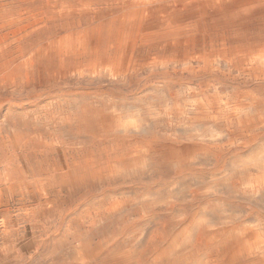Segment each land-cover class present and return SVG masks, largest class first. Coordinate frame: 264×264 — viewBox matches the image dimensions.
<instances>
[{"label":"rangeland","instance_id":"1","mask_svg":"<svg viewBox=\"0 0 264 264\" xmlns=\"http://www.w3.org/2000/svg\"><path fill=\"white\" fill-rule=\"evenodd\" d=\"M137 10L141 33L200 22L195 45L144 41L125 22L118 66L107 43L95 62L82 51L59 59L67 34L92 27L107 39L110 22ZM262 69L264 0H0V264H106L128 252L161 264L153 255L195 210L214 228L264 226V204L229 174L264 151V117L237 121L239 106L264 97ZM122 112L140 123L99 125ZM188 146L198 150L176 171L167 151ZM140 156L146 166H128ZM96 160L119 168L77 180ZM207 231L184 249L196 264H218Z\"/></svg>","mask_w":264,"mask_h":264},{"label":"bare ground","instance_id":"2","mask_svg":"<svg viewBox=\"0 0 264 264\" xmlns=\"http://www.w3.org/2000/svg\"><path fill=\"white\" fill-rule=\"evenodd\" d=\"M142 18L143 11L137 10L119 19V23H115V21L110 22L108 24L110 28L109 32H107V39L101 36L98 28L92 27L87 31L85 36L80 33H69L57 43L58 50L60 51L58 57L59 59H65L62 56L63 53L82 51L91 62H95L98 56L103 51H106L107 48L104 45L107 43L110 44L108 48L114 49V53L110 54L111 56L109 57L111 63L118 66L122 60L120 50L123 47V41L122 33L120 34L117 28L121 26V23L125 22H130L135 33L141 35V39L144 41L183 38L186 39L190 48L195 45L191 34L197 33L201 28V23L198 21H181L175 23L168 31L149 30L141 33ZM117 25L118 27H116ZM127 30L128 32H133L132 29L128 28ZM130 42L131 44L126 48L128 53L133 52L137 39H131ZM211 60L210 57L206 59L208 63ZM256 73L264 75V69L258 70ZM238 112L237 121L239 123L249 120L257 122L260 118L264 117V97H258L254 101L251 100L247 104L239 106ZM199 116L205 119L213 118L211 112L203 109L200 110ZM139 123L140 120L135 114L123 112L108 119L102 118L99 121V125L103 129L112 127L127 129ZM197 150V148L190 146L170 148L167 151V157L172 160L171 164L176 171H180L186 167L188 157ZM199 150L207 152V149L204 148H199ZM147 164V158L140 156L131 160L128 166H146ZM117 168H119V165L114 162L96 160L90 167L78 171L77 180L82 182H87L91 179L102 180L107 178ZM229 174L241 177L243 181L241 192L244 197L251 200L252 203L264 204V151L256 155L251 163L235 166ZM157 201L161 202V199ZM213 225V220L209 214L201 210H195L189 215L187 220L178 224L170 231L165 244L153 255L152 260L161 264H196L194 261L195 253L184 252V249L194 232L200 227L207 226L206 243L210 249H219L218 264H264V226L256 224L250 229L237 225L214 228ZM136 257V252H128L121 257L108 260L106 264H133Z\"/></svg>","mask_w":264,"mask_h":264}]
</instances>
